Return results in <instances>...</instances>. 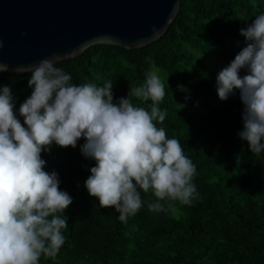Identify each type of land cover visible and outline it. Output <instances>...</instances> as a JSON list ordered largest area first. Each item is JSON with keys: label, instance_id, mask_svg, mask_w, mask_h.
I'll list each match as a JSON object with an SVG mask.
<instances>
[{"label": "trees", "instance_id": "1", "mask_svg": "<svg viewBox=\"0 0 264 264\" xmlns=\"http://www.w3.org/2000/svg\"><path fill=\"white\" fill-rule=\"evenodd\" d=\"M261 13L264 0H180L167 31L151 44L135 50L98 44L57 62L77 86L112 81L114 103L141 86L155 66L165 83L159 107L167 111L157 127L178 139L196 166L198 198L191 205L171 202L175 213L154 212L147 205L157 198L139 190L142 207L121 222L114 208H100L85 187L96 163L81 152L85 139L75 148L53 143L41 152L44 170L58 174L60 190L73 202L64 212V245L54 260L41 255L38 264H264V151L252 154L238 136L239 90L226 101L217 94L219 71L245 46L240 30ZM246 74L240 70L241 77ZM29 77L0 72V87H10L22 124L18 110L33 91ZM131 99L150 110V100Z\"/></svg>", "mask_w": 264, "mask_h": 264}, {"label": "clouds", "instance_id": "2", "mask_svg": "<svg viewBox=\"0 0 264 264\" xmlns=\"http://www.w3.org/2000/svg\"><path fill=\"white\" fill-rule=\"evenodd\" d=\"M240 35L245 46L219 71L217 94L226 101L239 90L243 130L238 136L259 155L264 151V13ZM56 64L57 58L50 57L27 68L33 91L18 110L23 124L10 87H0V264H38L41 255L54 260L65 243L64 212L73 198L60 190L58 174L45 171L41 158L53 143L75 148L85 139L81 152L96 162L85 187L100 208H114L121 222L142 207L139 190L157 198L147 205L154 212L175 213L171 202L191 205L198 198L196 166L180 141L157 127L167 111L159 107L165 83L155 66L141 86L114 103L112 81L77 86ZM241 69L247 71L243 77ZM8 70L0 63V72ZM177 89L187 91L182 85ZM132 97L150 100V110L134 105Z\"/></svg>", "mask_w": 264, "mask_h": 264}, {"label": "water", "instance_id": "3", "mask_svg": "<svg viewBox=\"0 0 264 264\" xmlns=\"http://www.w3.org/2000/svg\"><path fill=\"white\" fill-rule=\"evenodd\" d=\"M179 6L180 0H0V63L20 75L43 59L61 62L98 44L140 49L164 35Z\"/></svg>", "mask_w": 264, "mask_h": 264}]
</instances>
